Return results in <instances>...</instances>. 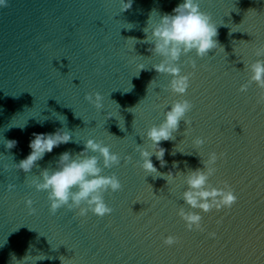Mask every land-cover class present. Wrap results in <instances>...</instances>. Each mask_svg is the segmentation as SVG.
I'll return each instance as SVG.
<instances>
[{
    "label": "water",
    "instance_id": "1",
    "mask_svg": "<svg viewBox=\"0 0 264 264\" xmlns=\"http://www.w3.org/2000/svg\"><path fill=\"white\" fill-rule=\"evenodd\" d=\"M181 2L132 0L124 12L121 0H8L0 7V264H61V256L64 264H264V104H257L254 83L239 91L250 76L245 65L264 44V0H199L222 24L221 47L204 58L181 57L182 74L193 73L183 97L167 90L171 76L153 69L162 58L148 51L152 45L139 42L146 27L150 36L159 15ZM96 92L101 110L85 100ZM180 99L193 105L185 117L191 123L181 121L175 140L161 142L163 168L155 156L152 161L175 175L203 167L210 152L224 153L209 182L232 187L238 199L231 209L192 210L182 200L184 174L168 185L137 164V145L152 150L147 130ZM57 129L73 141L45 154L28 174L15 168L30 153L33 133ZM197 137L205 140L200 148L192 143ZM88 139L121 157L103 172L123 186L104 194L113 212L100 218L62 207L52 215L47 193L31 181L41 169L55 168L61 153L82 151ZM6 140L17 146L6 149ZM180 207L199 212L203 232L186 228ZM169 235L179 243L165 246ZM43 254L48 258L38 260Z\"/></svg>",
    "mask_w": 264,
    "mask_h": 264
},
{
    "label": "clouds",
    "instance_id": "2",
    "mask_svg": "<svg viewBox=\"0 0 264 264\" xmlns=\"http://www.w3.org/2000/svg\"><path fill=\"white\" fill-rule=\"evenodd\" d=\"M8 0H0V7H7ZM132 7V0H121V12L127 11ZM150 16L149 20H151ZM148 20V21H149ZM213 21L210 13L202 11L199 0H182L171 13L159 15V22L152 28L151 35H148L147 27L144 29L145 39L140 43L152 45L148 51L153 55H158L162 59L158 64L153 65V69L158 74H168L171 80L167 90L183 97L189 88L190 77L193 73L182 74L180 60L182 56L189 53H195L196 57L204 58L209 56V52L220 48L218 37V26ZM136 40L135 38H131ZM254 55L257 59L245 68L250 73L247 83L240 86V92H247L251 84H255L260 89L257 104H264V44L254 49ZM188 64L193 69L196 68L195 60L189 59ZM144 66L140 65V70ZM139 70V72H140ZM153 82V81H152ZM151 82V83H152ZM150 83V84H151ZM85 100L92 104L97 110L103 109V96L96 92L86 94ZM193 105L186 99L175 100L168 110L164 112V119L158 124L151 126L146 132V139L150 142L151 151L137 145L140 160L137 161L145 173L151 175L153 179L159 177L171 184L177 175L184 174V182L187 185L182 193V200L192 210H200L204 213L211 212L213 209H231L237 202V196L232 187L225 181L223 187H215L209 181L216 173L215 167L218 159L224 157V153L219 155L213 151L208 153L206 160H200L203 167L189 169L186 172L172 171L167 173L160 172L152 161L155 156L159 161L160 167L166 165L164 159L166 149L161 147L162 141L175 140L174 133L179 130L180 122L183 121L189 125L191 121L186 120V114L191 111ZM108 117H110L108 115ZM187 134V128L184 131ZM30 139V153L19 163H15V168L23 171L25 174L32 172L34 167H38V161L42 160L47 153H51L54 148L62 144H68L73 141L69 131L57 129L52 133H33ZM192 143L196 148H200L205 140L197 137ZM17 146L16 140H6L5 148L11 150ZM89 153H98L90 155ZM186 155L192 153L181 152ZM175 155V151L172 153ZM199 155V154H198ZM200 156V155H199ZM102 158V166L100 160ZM131 157L125 156L124 162L128 163ZM121 163V157L111 152L110 148L93 139H88L83 143V150L73 154L71 151L61 153L56 160L55 168L41 169L37 178L31 181V185L36 191L47 193L49 201V212L55 215L62 208L69 210L79 209L78 215L86 216L88 212L103 218L110 215L113 209L109 207L104 199L107 192L116 193L122 190L123 186L118 177L104 175V169H111ZM177 165L174 163L173 167ZM14 184H8V191L15 189ZM29 209V214H35L36 209L32 207L33 201H25ZM185 211L180 207L179 217L185 222L189 231H204L201 221L202 216L197 211ZM209 237L215 238L216 233H208ZM179 243V238L169 235L164 238L163 244L171 247ZM44 254L38 256V260H44ZM61 264H64L65 257H59Z\"/></svg>",
    "mask_w": 264,
    "mask_h": 264
}]
</instances>
